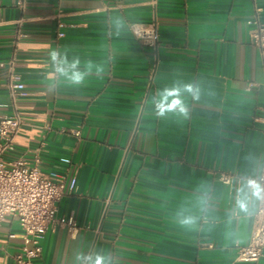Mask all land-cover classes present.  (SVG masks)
<instances>
[{"label":"crops","instance_id":"1","mask_svg":"<svg viewBox=\"0 0 264 264\" xmlns=\"http://www.w3.org/2000/svg\"><path fill=\"white\" fill-rule=\"evenodd\" d=\"M254 4L264 21V0H0V112L15 109L5 82L18 30L15 70L26 92L8 157H38L67 181L56 212L63 224L47 230L33 264L97 253L111 264H264V252L235 260L250 240L264 171V66L247 24ZM152 20L156 47L130 27ZM53 50L104 72L81 87L57 82ZM177 81L196 85L198 98L184 94L186 116H161L153 101ZM222 172L234 174L230 184ZM244 194L247 213L236 207ZM188 216L196 222L181 224ZM22 235L16 219L0 224V264H18Z\"/></svg>","mask_w":264,"mask_h":264},{"label":"built area","instance_id":"2","mask_svg":"<svg viewBox=\"0 0 264 264\" xmlns=\"http://www.w3.org/2000/svg\"><path fill=\"white\" fill-rule=\"evenodd\" d=\"M262 11V7L254 4V12L247 19V24L250 26L251 43L258 49L264 66ZM130 27L142 45L150 47L158 45L156 20L148 23L132 22ZM22 35L20 30L16 32L13 52L8 61V78L5 82L15 109L12 114L0 112V224L9 218L16 219L24 240L22 250L16 255L17 263L33 264V260L42 253V240L47 230L58 223L63 224L56 218V212L57 202L67 192V181L64 174L45 172L39 164L38 157L34 163L23 156L8 157L9 152L15 147V140L23 122L16 107V99L18 95L26 93L25 84L15 70L17 47ZM262 120L264 122V108ZM64 160L70 161L68 158ZM233 176L232 173L222 172L219 178L223 183L230 184ZM258 182L260 200L254 214L250 240L245 245H238L236 261H257L264 252V171L258 177ZM66 224L69 229H74V218L70 217ZM9 237L14 238L16 234L10 233Z\"/></svg>","mask_w":264,"mask_h":264},{"label":"clouds","instance_id":"3","mask_svg":"<svg viewBox=\"0 0 264 264\" xmlns=\"http://www.w3.org/2000/svg\"><path fill=\"white\" fill-rule=\"evenodd\" d=\"M117 33L123 28L124 22L120 18H115L113 21ZM54 74L57 77V82L60 79L76 86L81 87L84 85L86 78L93 74V71L97 76H100L104 72V68L101 65H94L91 61H88L83 68H81V61L79 58L69 60L67 55H62L60 52L53 50L49 53ZM55 84H50V87H54ZM198 87L194 84H184L179 81L175 82L172 87L164 89L154 99L153 103L159 115L163 116L169 111H175L181 115H187V108L184 103V94H191L194 98H198ZM257 195V193H252ZM236 207L240 212L247 213L248 203L247 194H244L241 199L237 201ZM195 218L188 216L181 219L180 223L183 225H193ZM77 261L80 264H111V256L103 253H97L94 256L77 255Z\"/></svg>","mask_w":264,"mask_h":264}]
</instances>
